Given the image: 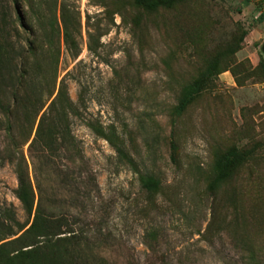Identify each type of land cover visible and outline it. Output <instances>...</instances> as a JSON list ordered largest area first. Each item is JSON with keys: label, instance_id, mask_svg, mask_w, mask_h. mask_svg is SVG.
<instances>
[{"label": "rangeland", "instance_id": "374dc122", "mask_svg": "<svg viewBox=\"0 0 264 264\" xmlns=\"http://www.w3.org/2000/svg\"><path fill=\"white\" fill-rule=\"evenodd\" d=\"M130 3L0 0L1 221L31 219L13 195L21 173L81 233L80 263L264 264V2ZM213 59L224 72L174 114L178 89ZM60 85L71 107L44 149L34 132ZM230 147L249 157L208 192ZM138 176L159 190L145 194Z\"/></svg>", "mask_w": 264, "mask_h": 264}, {"label": "trees", "instance_id": "16d2710c", "mask_svg": "<svg viewBox=\"0 0 264 264\" xmlns=\"http://www.w3.org/2000/svg\"><path fill=\"white\" fill-rule=\"evenodd\" d=\"M181 1L131 0L130 6L134 10L149 13L158 9H169ZM263 20L264 14L260 13L258 21ZM241 40L242 37L239 38L238 42ZM28 50L34 60L35 56L29 46ZM216 65V59L210 60L198 79L191 80L178 89L175 105L172 109L174 114H183L193 100L207 88V76L224 72V69H217ZM55 79L56 75L53 71V85ZM50 96L51 93L47 94V98ZM14 103L20 105L23 101L18 99ZM70 107L71 103L60 85L47 109L41 113L37 120L34 139L42 148L45 149L53 140L52 138L56 135L54 128L60 127L66 119ZM98 134L99 138L111 146L118 159L133 169L130 160L123 151L116 148L102 132ZM172 148L173 145L170 144V149ZM248 157L249 154L235 147H230L225 153L217 156L211 167L213 179L207 185V191L213 192L220 185L230 180L236 169L244 164ZM138 182L140 189L147 195H152L159 190V183L150 177L138 176ZM13 195L21 210L25 214L31 215V219L25 225H15V230L4 225L0 219V264H83V262H78L74 256L76 255L75 249L80 247L83 242L81 233L73 229L74 224L69 223L66 216L48 214L41 207L39 201L34 199L28 179L21 173L16 177V189Z\"/></svg>", "mask_w": 264, "mask_h": 264}, {"label": "water", "instance_id": "95a60500", "mask_svg": "<svg viewBox=\"0 0 264 264\" xmlns=\"http://www.w3.org/2000/svg\"><path fill=\"white\" fill-rule=\"evenodd\" d=\"M260 52L264 56V40L262 46L260 47Z\"/></svg>", "mask_w": 264, "mask_h": 264}, {"label": "built area", "instance_id": "2783aa9c", "mask_svg": "<svg viewBox=\"0 0 264 264\" xmlns=\"http://www.w3.org/2000/svg\"><path fill=\"white\" fill-rule=\"evenodd\" d=\"M248 3L255 2V0H246ZM264 2V0H262ZM259 14V13H258Z\"/></svg>", "mask_w": 264, "mask_h": 264}]
</instances>
